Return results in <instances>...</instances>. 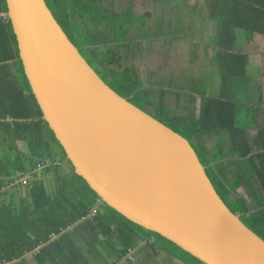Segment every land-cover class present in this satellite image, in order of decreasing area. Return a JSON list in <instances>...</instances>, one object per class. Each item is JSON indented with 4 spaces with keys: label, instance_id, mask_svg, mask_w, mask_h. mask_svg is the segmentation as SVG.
<instances>
[{
    "label": "trees",
    "instance_id": "16d2710c",
    "mask_svg": "<svg viewBox=\"0 0 264 264\" xmlns=\"http://www.w3.org/2000/svg\"><path fill=\"white\" fill-rule=\"evenodd\" d=\"M46 2L71 41L105 83L148 112L146 108L152 104L150 92L153 88L141 84L137 69L117 71L111 67L121 63V50L126 46L125 26L133 23L123 14L116 16L105 10L98 0ZM208 3L211 19H217L218 15L223 17L217 30L218 45L225 47L218 63L223 78L222 95L192 94V100L200 102V109L191 118H175V112L179 114L171 109H163L154 117L190 141L202 163L209 167L208 174L219 195L232 212L241 214L245 225L264 240V200L257 199L258 204L252 207L248 198L236 194L237 189L248 182L244 172L254 174L253 169L258 170L261 175L258 179L263 181L264 187V174L256 166L258 160H264V152L244 159L253 149L248 146L243 149V143L248 142L247 136L242 139L239 134L240 125L244 120L248 122L245 110L249 103L239 100V94L250 89L242 84V80L247 79L249 60L247 55L227 52L238 29H244L248 36L256 32L264 35V0H208ZM7 13L6 0H0V264H31L29 255L36 264H91L90 257L97 262V257L104 256L99 249L105 239L108 245L114 243L120 261L147 240L145 247L161 248L163 251H159L165 256L177 257L184 264H204L169 240L144 230L100 203L98 195L75 173L65 150L43 119L25 75L17 37L11 20L5 16ZM107 24L111 25L110 29L97 30ZM112 34L116 38L109 41ZM182 34L178 32V36ZM234 85L240 89L233 88ZM223 132L231 138L233 154L236 148H241L236 154L240 159L231 160L230 167L234 168L232 164L236 162L249 169H241L236 180H229L224 174L227 168L219 164L225 156ZM205 136L219 141L213 159L205 156L202 142ZM20 143L26 146L25 151L20 149ZM258 145L257 150L264 151V132ZM64 163H68L73 172L62 175L60 167ZM55 175L57 182L49 179ZM75 178L80 181L76 182ZM151 240H155L154 245ZM40 247L42 249L38 250ZM157 256L158 261L163 257L159 253ZM103 259L108 261L107 257Z\"/></svg>",
    "mask_w": 264,
    "mask_h": 264
},
{
    "label": "water",
    "instance_id": "95a60500",
    "mask_svg": "<svg viewBox=\"0 0 264 264\" xmlns=\"http://www.w3.org/2000/svg\"><path fill=\"white\" fill-rule=\"evenodd\" d=\"M6 2L43 119L101 201L204 264H264L188 139L108 86L46 0Z\"/></svg>",
    "mask_w": 264,
    "mask_h": 264
},
{
    "label": "rangeland",
    "instance_id": "374dc122",
    "mask_svg": "<svg viewBox=\"0 0 264 264\" xmlns=\"http://www.w3.org/2000/svg\"><path fill=\"white\" fill-rule=\"evenodd\" d=\"M189 1L98 0V4L103 5L105 10L110 11L116 16L123 14L124 18L133 23L130 24L128 22L125 26L123 40L126 46L125 49L121 50V63L111 65V67L117 71H125L127 69L138 70L141 84L145 88H153L150 92L152 104L146 108L152 116H158L163 109H171L173 111L177 110L179 114L176 115L175 112V118H181L180 116L191 118L200 109V102L197 100L194 102L191 97L192 94L214 97L221 96L223 92V78L219 70L213 72L208 67L210 65L208 61L210 57L208 55L207 59L206 54H204V49L210 47L215 42L216 38L213 33L216 31V28L218 30L223 17L222 15H218L217 19H213L216 24H209L206 30L203 24L204 15L206 14L203 5L204 0H202V5L201 1L197 4V10L187 4ZM180 6L183 9L181 13L176 9H181ZM190 9L192 12H190ZM207 10L209 11V3L207 4ZM110 27L111 25L107 24L97 30L105 31L106 29H110ZM178 32L183 34L178 36ZM192 33L198 39L194 40L186 37L191 36ZM202 35L204 39H202ZM110 36L108 40L114 41L116 38L115 34ZM157 36L160 38L153 39V37ZM165 37L167 39L160 41ZM196 41H199V43H196ZM178 57L184 58L185 62L180 65L175 64V60ZM163 90L172 91L164 92ZM248 101H250V97ZM249 107L248 119L251 121L255 115L256 108ZM177 125L179 127V123ZM204 138L208 149H216V140L208 136ZM224 144L226 145L227 142L225 141ZM19 147L23 151L27 149L24 143H20ZM200 151L201 155L204 156L202 150ZM205 152L207 158L214 151L210 152L207 150ZM64 164L68 169L61 171L62 175L68 174L73 169L68 163ZM55 174L58 176L57 173ZM56 175L49 177V179L57 182ZM72 175L74 176L73 173ZM75 180L76 182L80 181L76 178ZM240 192L246 195L244 190ZM101 242H103V245L100 246V253L102 254L107 251L112 257H115L114 243L108 245L109 242H106V239ZM151 248L145 247V243L142 242L129 254V257L132 258L136 252V254H142ZM159 250L163 251L161 248ZM161 251L158 252L160 257L165 254ZM165 257L164 255L161 259L166 260L164 259ZM28 258L31 264H36L31 256H28ZM89 260L91 264H110L103 257H97V262L92 257ZM134 260L135 258L124 261V263L133 262ZM155 261H158V259Z\"/></svg>",
    "mask_w": 264,
    "mask_h": 264
},
{
    "label": "crops",
    "instance_id": "0c3cea01",
    "mask_svg": "<svg viewBox=\"0 0 264 264\" xmlns=\"http://www.w3.org/2000/svg\"><path fill=\"white\" fill-rule=\"evenodd\" d=\"M180 1L183 2L185 0H180ZM200 1L202 5V0H190L187 4L192 6L193 9L195 8L197 10V4ZM207 4H208V0H204L203 5L205 8L206 14L204 15L205 18L203 19V24L206 30L209 24L211 23L216 24L213 21V19H211L209 16V11L207 10ZM176 9L179 13L183 11L182 7L181 9H178V8ZM190 12H192L191 9H190ZM199 34L201 33L199 32ZM214 34H215L216 40L210 47L204 49L205 51L204 54H206L207 59H208V55L210 57L208 60L210 65L208 67L211 68L213 72L217 70H219L220 72V67L218 64L219 59H220V52L225 51V47L218 45L217 28H216V31L213 33V35ZM186 37L189 39H194V40L198 39L193 33L191 34V36H186ZM165 39H167V37L163 38L160 41H163ZM202 39H204L203 35H202ZM232 40H234V43L232 46L231 45L227 46L228 47L227 52L247 55L248 60H249L248 65H247V79L242 80V84H244V86L246 87L249 86L250 89L249 91L245 92L246 95L245 94L242 95V93L239 94V98H240L239 100L249 103L248 107L245 110V117L247 118L248 122L244 120L245 123L243 125L242 124L240 125L242 130L239 131L240 138L243 139L245 135L247 136L246 138L247 141L250 143V144L248 142L243 143V149H246L247 146H248V149L250 148L253 149L250 155L247 158H244V159H249L254 155L264 152V151L260 152L257 150L259 149L258 141L261 139V133L264 132V35H262V33L256 32L253 35L248 36L244 29H238L234 33ZM196 43H199V41H196ZM230 49L232 51H229ZM184 62H185V59L181 57H178L175 60V64H178V65H180L181 63L183 64ZM232 87L240 89V87H236L235 85ZM249 97H250V101H248ZM249 106L256 108L255 115L251 121L248 119V110L250 108ZM221 134L225 135V141L227 142V144L226 145L223 144L224 145L223 147L225 149V156H224V160L220 161L219 164H223V167L227 168L224 174L229 180L231 179L236 180V178H238V174L240 170L245 169L243 168V164L239 166V164L236 163L240 159V156L236 154L238 150H241V148L240 147L236 148V153L233 154V151L235 152V150L233 149L234 145L231 141V138L229 137V134L227 132H223ZM204 139L205 138L202 137V142H203L204 147L206 148V151L207 150L210 152L214 151L213 152L214 154L212 153L208 155L209 157L207 158L213 159L215 157L214 155L217 153V150H218L217 147L219 145V141L216 140L217 141L216 149L214 148L212 150V149H208V146L206 142L204 141ZM198 142L199 141L196 140L195 144H198ZM231 160L236 161L232 164L234 168L230 167ZM212 165H214V163L211 164L210 166ZM256 166L257 168L260 167L262 170V173L264 174V160L262 161L258 160V162H256ZM66 169L68 168L65 166V164L60 167V171H63ZM245 170L249 171V169H245ZM253 170H254V174L244 172L245 175H247L248 182H246V185L240 186L236 191L237 196L248 198L252 204V207L254 204H258L257 199L264 200V187H262L263 181L258 179V178H261V175L258 173V170L256 169H253ZM241 190H244L246 195H243L240 192ZM55 239L56 238H54V240ZM152 242L154 245L155 240H152ZM42 247H40L38 250H41ZM158 252H159V249L155 250L154 248H151L150 250H146L142 254H136L137 257H135V260L133 262H127V263H124L125 260L122 262L120 260L117 261L118 259L117 256L115 255V257H112L107 251L103 253L104 254L103 257L104 258L107 257L108 262H110V264H184L179 258L170 256V255L164 258L166 260L161 259L160 261H155L158 259V256H157Z\"/></svg>",
    "mask_w": 264,
    "mask_h": 264
},
{
    "label": "bare ground",
    "instance_id": "6f19581e",
    "mask_svg": "<svg viewBox=\"0 0 264 264\" xmlns=\"http://www.w3.org/2000/svg\"><path fill=\"white\" fill-rule=\"evenodd\" d=\"M183 137H184V136H183ZM189 142H190V141H189ZM191 145H192V144H191ZM61 146H62V145H61ZM192 146H193V145H192ZM63 149H64V148H63ZM194 149H195V148H194ZM66 156H67V155H66ZM67 161H68V160H67ZM81 178H82V177H81ZM23 181H25V179H23ZM86 183H87V182H86ZM88 186H89V185H88ZM89 187H90V186H89ZM90 188H91V187H90ZM94 192H95V191H94ZM95 193H96V192H95ZM96 194H97V193H96ZM97 195H98V194H97ZM98 197H99V196H98ZM99 199H100V197H99ZM100 203H105V202H102L101 199H100ZM105 204H106V203H105ZM106 205H107V204H106ZM115 211H116V210H115ZM118 213H119V212H118ZM119 214H120V213H119ZM234 214H235V213H234ZM236 214H239V213H236ZM239 215H240V217H242L241 214H239ZM122 216H123V215H122ZM241 220H242V219H241ZM243 223H244V222H243ZM244 224H245V223H244ZM144 243H145V245H146V244H147V240L144 241ZM138 247H139V246H138ZM143 247H144V246H143ZM140 249H141V248H140ZM133 250H134V249H133ZM133 250H132V251H133ZM132 251H130L129 254H130ZM135 251H137V250H135ZM136 253H137V252H136ZM136 253L133 255L132 258H130V257H129V254H128L127 256H125V258H124L122 261H124V260H125V261H127V260H132L133 258L136 257ZM122 261H121V262H122Z\"/></svg>",
    "mask_w": 264,
    "mask_h": 264
}]
</instances>
